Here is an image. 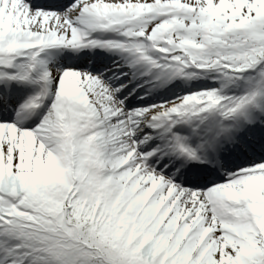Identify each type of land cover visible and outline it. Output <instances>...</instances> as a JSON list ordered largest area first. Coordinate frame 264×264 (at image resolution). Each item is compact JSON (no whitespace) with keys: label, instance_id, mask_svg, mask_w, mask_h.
<instances>
[{"label":"snow or ice","instance_id":"obj_1","mask_svg":"<svg viewBox=\"0 0 264 264\" xmlns=\"http://www.w3.org/2000/svg\"><path fill=\"white\" fill-rule=\"evenodd\" d=\"M0 264H264V0H0Z\"/></svg>","mask_w":264,"mask_h":264}]
</instances>
